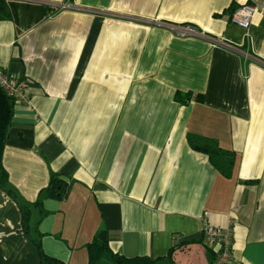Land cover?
Masks as SVG:
<instances>
[{
    "label": "crops",
    "instance_id": "crops-1",
    "mask_svg": "<svg viewBox=\"0 0 264 264\" xmlns=\"http://www.w3.org/2000/svg\"><path fill=\"white\" fill-rule=\"evenodd\" d=\"M0 67L26 83L2 162L0 264H90L106 229L114 252L210 264L204 227L234 220L233 261L264 264V0H13ZM192 24L185 37L175 27ZM235 153L226 176L188 134ZM64 198L42 192L51 174ZM41 204H37V201ZM22 205L29 209L28 230ZM44 210V212L42 211Z\"/></svg>",
    "mask_w": 264,
    "mask_h": 264
},
{
    "label": "trees",
    "instance_id": "trees-1",
    "mask_svg": "<svg viewBox=\"0 0 264 264\" xmlns=\"http://www.w3.org/2000/svg\"><path fill=\"white\" fill-rule=\"evenodd\" d=\"M16 2L13 0H0V19H15ZM16 101L0 87V188L15 197L14 191L8 188L9 176L3 166L2 157L9 136L10 124L14 116ZM188 141L195 149L208 154L212 164L226 176H230L235 163V153L222 148L215 139L206 138L198 134H188ZM71 185L59 179L55 173L51 174L49 185L42 191L49 197L64 198L68 195ZM37 204H41L38 200ZM25 227L28 230L29 209L22 205ZM44 212V210H42ZM40 248L43 264H63L59 260L48 256L41 249L40 241L34 239ZM201 241L177 242L168 254L163 257L152 259L149 256L126 257L114 252L109 245V234L106 229L99 230L92 241L88 244L90 264H181L178 254L189 248L190 244ZM209 262L212 264L215 258L214 250L208 246Z\"/></svg>",
    "mask_w": 264,
    "mask_h": 264
},
{
    "label": "built area",
    "instance_id": "built-area-1",
    "mask_svg": "<svg viewBox=\"0 0 264 264\" xmlns=\"http://www.w3.org/2000/svg\"><path fill=\"white\" fill-rule=\"evenodd\" d=\"M264 11V3L251 1L234 9L231 15V22L248 29L258 12ZM177 35L185 37L197 34V29L192 24H183L175 27ZM0 87L16 103L29 102V94L26 83L19 80L15 75L6 72L0 67ZM234 220L231 219L226 226H214L206 224L204 227L207 244L214 250L215 258L212 264H228L233 261L234 245Z\"/></svg>",
    "mask_w": 264,
    "mask_h": 264
}]
</instances>
